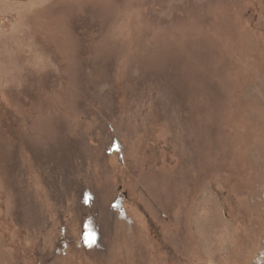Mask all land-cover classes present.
I'll list each match as a JSON object with an SVG mask.
<instances>
[{
  "label": "rangeland",
  "instance_id": "rangeland-1",
  "mask_svg": "<svg viewBox=\"0 0 264 264\" xmlns=\"http://www.w3.org/2000/svg\"><path fill=\"white\" fill-rule=\"evenodd\" d=\"M0 264H264V0H0Z\"/></svg>",
  "mask_w": 264,
  "mask_h": 264
}]
</instances>
